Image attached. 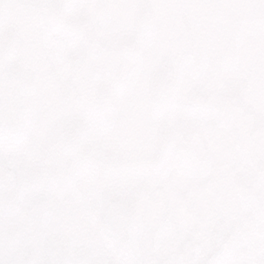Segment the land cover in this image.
<instances>
[{"label":"snow or ice","instance_id":"6c2138e0","mask_svg":"<svg viewBox=\"0 0 264 264\" xmlns=\"http://www.w3.org/2000/svg\"><path fill=\"white\" fill-rule=\"evenodd\" d=\"M0 264H264V0H0Z\"/></svg>","mask_w":264,"mask_h":264}]
</instances>
